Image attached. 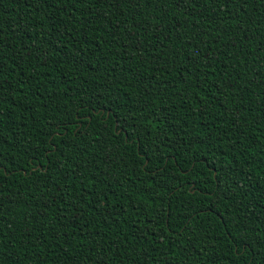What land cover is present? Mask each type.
Listing matches in <instances>:
<instances>
[{
	"label": "trees",
	"instance_id": "1",
	"mask_svg": "<svg viewBox=\"0 0 264 264\" xmlns=\"http://www.w3.org/2000/svg\"><path fill=\"white\" fill-rule=\"evenodd\" d=\"M0 260L264 264V0H0Z\"/></svg>",
	"mask_w": 264,
	"mask_h": 264
},
{
	"label": "snow or ice",
	"instance_id": "2",
	"mask_svg": "<svg viewBox=\"0 0 264 264\" xmlns=\"http://www.w3.org/2000/svg\"><path fill=\"white\" fill-rule=\"evenodd\" d=\"M177 3H180V0H177ZM244 243H247V241H243L241 242V247L243 246ZM0 264H5V261L0 260Z\"/></svg>",
	"mask_w": 264,
	"mask_h": 264
}]
</instances>
